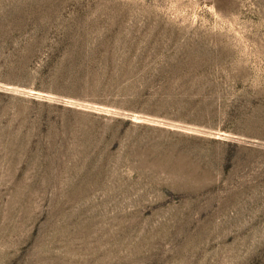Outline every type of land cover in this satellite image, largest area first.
<instances>
[{
  "label": "rangeland",
  "instance_id": "374dc122",
  "mask_svg": "<svg viewBox=\"0 0 264 264\" xmlns=\"http://www.w3.org/2000/svg\"><path fill=\"white\" fill-rule=\"evenodd\" d=\"M0 264H264V0H0Z\"/></svg>",
  "mask_w": 264,
  "mask_h": 264
}]
</instances>
